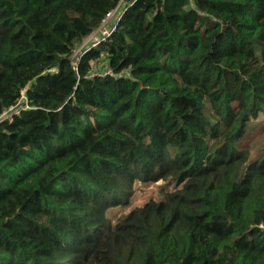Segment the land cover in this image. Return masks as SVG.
<instances>
[{
	"label": "trees",
	"instance_id": "1",
	"mask_svg": "<svg viewBox=\"0 0 264 264\" xmlns=\"http://www.w3.org/2000/svg\"><path fill=\"white\" fill-rule=\"evenodd\" d=\"M120 1L0 0V264H264V0H123L74 68Z\"/></svg>",
	"mask_w": 264,
	"mask_h": 264
},
{
	"label": "built area",
	"instance_id": "2",
	"mask_svg": "<svg viewBox=\"0 0 264 264\" xmlns=\"http://www.w3.org/2000/svg\"><path fill=\"white\" fill-rule=\"evenodd\" d=\"M129 5L130 4L124 3L123 0H121L114 9L110 10L106 14L99 27L84 39L83 45L79 48H76L72 55V65L74 68L77 67L78 60L85 53H87L90 49L97 47L99 43L103 42L108 36H110L112 32L115 31L118 22L122 18ZM83 46H86V48H83ZM102 69H104V74L112 75V71L108 66ZM28 108L29 106L27 104L24 89H22L20 91V98L18 99L16 104L0 112V123L4 120H11L14 115H18L22 109Z\"/></svg>",
	"mask_w": 264,
	"mask_h": 264
},
{
	"label": "rangeland",
	"instance_id": "3",
	"mask_svg": "<svg viewBox=\"0 0 264 264\" xmlns=\"http://www.w3.org/2000/svg\"><path fill=\"white\" fill-rule=\"evenodd\" d=\"M84 42V41H83ZM83 42L81 43V45L78 46V48L80 46L83 45ZM86 48V46H83V48ZM82 48V50H83ZM76 50V49H75ZM108 66L106 63H101L100 67L104 68ZM262 134H258L255 135L256 140H260L262 139ZM163 183L162 182H156L154 184H151L145 188H143L142 186L139 185V183H134V191H133V197H132V203L134 205H141L143 202H145L146 200L152 198V199H158L159 198V194H160V189H161V185ZM172 187L169 186V189H171Z\"/></svg>",
	"mask_w": 264,
	"mask_h": 264
}]
</instances>
